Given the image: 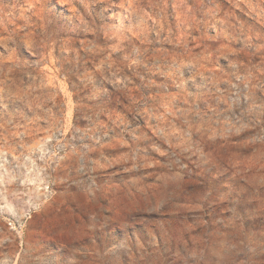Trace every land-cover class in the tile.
I'll list each match as a JSON object with an SVG mask.
<instances>
[{"label":"rangeland","instance_id":"rangeland-1","mask_svg":"<svg viewBox=\"0 0 264 264\" xmlns=\"http://www.w3.org/2000/svg\"><path fill=\"white\" fill-rule=\"evenodd\" d=\"M0 264H264V0H0Z\"/></svg>","mask_w":264,"mask_h":264}]
</instances>
